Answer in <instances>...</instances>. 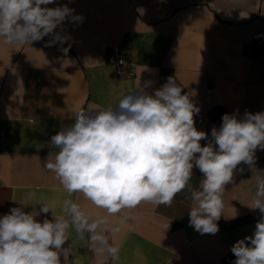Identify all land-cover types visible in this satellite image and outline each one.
Wrapping results in <instances>:
<instances>
[{
    "label": "crops",
    "instance_id": "0c3cea01",
    "mask_svg": "<svg viewBox=\"0 0 264 264\" xmlns=\"http://www.w3.org/2000/svg\"><path fill=\"white\" fill-rule=\"evenodd\" d=\"M64 4L84 17L78 27L65 22L73 38L63 45L71 44L67 54L59 45L46 47L50 37L30 46L0 43V216L25 200L26 211L49 204L60 215L65 199L79 203L92 218L106 216L81 194L69 197L44 168L49 153L58 151L49 142L77 111L114 106L140 83L150 81L151 94L174 76L185 92L194 91L200 108L195 126L209 138L212 127L221 124L212 116L216 108L229 114L239 109L241 117L245 110L264 112V46L252 42L256 33H264V0H56L47 7ZM113 46L132 59L133 75H118L107 61ZM256 157L252 168L238 165L234 181L225 186L216 234H200L189 225L192 201L184 191L170 207L143 203L124 210L123 225L119 215L109 216L120 227L107 234L120 255L105 264H222L260 218L259 209L247 207L257 177H264V150ZM201 179L194 167L193 188ZM45 216L52 218L49 212L37 219ZM69 234L64 245H71L69 264H97L101 257L89 235L81 238L71 227Z\"/></svg>",
    "mask_w": 264,
    "mask_h": 264
},
{
    "label": "clouds",
    "instance_id": "9594fccd",
    "mask_svg": "<svg viewBox=\"0 0 264 264\" xmlns=\"http://www.w3.org/2000/svg\"><path fill=\"white\" fill-rule=\"evenodd\" d=\"M55 2L0 0V43L30 46L50 37L45 46L59 45L67 54L71 44L63 45L73 38L65 22L78 27L84 17L67 4L47 7ZM150 84L140 83L114 106L77 111L49 142L58 151L49 153L44 168L55 174L69 197L81 194L107 215L92 218L72 199L64 200L60 215L49 204L26 211L28 201H22L0 216V264H69L71 245H64L70 227L81 238L89 235L101 257L97 264L107 258L118 261L120 247L110 244L107 234L118 233L120 227L108 217L119 215L123 225L124 210L143 203L170 207L184 191L192 201L189 225L200 234L219 231L225 186L234 181L238 165L252 168L257 150H264V112L245 110L242 117L239 109L224 113L209 138L195 126L200 108L194 91L185 92L174 76L151 94ZM202 140L207 141L204 146ZM194 167L203 174L198 188L190 183ZM256 188L247 207L259 209L260 218L252 235L231 246L233 264H264V177H257ZM49 212L51 219H37ZM170 223L164 225L166 231Z\"/></svg>",
    "mask_w": 264,
    "mask_h": 264
},
{
    "label": "built area",
    "instance_id": "2783aa9c",
    "mask_svg": "<svg viewBox=\"0 0 264 264\" xmlns=\"http://www.w3.org/2000/svg\"><path fill=\"white\" fill-rule=\"evenodd\" d=\"M253 44L256 47L264 46V33H256L252 39ZM107 61L110 62L114 67L118 75H133L135 72V65L132 59L125 55L118 47L113 46L108 55ZM2 134L0 133V141ZM16 207V205H13Z\"/></svg>",
    "mask_w": 264,
    "mask_h": 264
},
{
    "label": "trees",
    "instance_id": "16d2710c",
    "mask_svg": "<svg viewBox=\"0 0 264 264\" xmlns=\"http://www.w3.org/2000/svg\"><path fill=\"white\" fill-rule=\"evenodd\" d=\"M219 111L221 113H219ZM224 113H228L225 109L222 108H216L215 111L213 112V118L219 122H222L221 117ZM236 257L234 256L233 253H229L221 258L222 264H233L234 260Z\"/></svg>",
    "mask_w": 264,
    "mask_h": 264
}]
</instances>
